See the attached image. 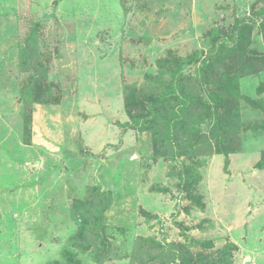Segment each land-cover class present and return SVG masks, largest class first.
Wrapping results in <instances>:
<instances>
[{
    "label": "rangeland",
    "instance_id": "rangeland-1",
    "mask_svg": "<svg viewBox=\"0 0 264 264\" xmlns=\"http://www.w3.org/2000/svg\"><path fill=\"white\" fill-rule=\"evenodd\" d=\"M262 15L0 1V264H264Z\"/></svg>",
    "mask_w": 264,
    "mask_h": 264
},
{
    "label": "trees",
    "instance_id": "trees-1",
    "mask_svg": "<svg viewBox=\"0 0 264 264\" xmlns=\"http://www.w3.org/2000/svg\"><path fill=\"white\" fill-rule=\"evenodd\" d=\"M262 20L264 21V15H262ZM251 22H253L254 23V20H252ZM252 23V24H253ZM237 28H239V27H237ZM162 98H157L156 100H161ZM158 102V101H157ZM182 105H181V107H178V108H176V113H174L173 114V116L171 117V119L168 121V123H170V125L168 126L169 128H168V132H170L171 131V129L175 126V123H177L178 122V120H179V114L183 111V109H184V107H183V102L180 100L179 101ZM155 103H156V101H155ZM135 123H137V122H135ZM231 153H233L232 151L231 152H228V153H226V152H224V155H227V154H231ZM222 154V153H221ZM263 162L264 161H261V163H260V167H262L263 166ZM262 164V165H261ZM105 197V196H104ZM103 197V198H104ZM108 199H109V197H108ZM107 198H106V202H109V200H108ZM85 206H87V208L89 209L90 208V205H86V204H84ZM108 203L106 204V205H102V207L100 208V214L103 212V211H105L106 209H107V207H108ZM100 219L102 220V217L100 216ZM103 221V220H102Z\"/></svg>",
    "mask_w": 264,
    "mask_h": 264
},
{
    "label": "crops",
    "instance_id": "crops-1",
    "mask_svg": "<svg viewBox=\"0 0 264 264\" xmlns=\"http://www.w3.org/2000/svg\"><path fill=\"white\" fill-rule=\"evenodd\" d=\"M1 2L3 1V0H0ZM45 2H47V0H44ZM38 2L40 3L41 2V0H38ZM38 6V5H37ZM59 124V126H60V129L59 130H57V135L56 136H60V135H62V133H63V131L61 130V126H62V129H63V123H58ZM59 126H58V128H59ZM60 130H61V132H60Z\"/></svg>",
    "mask_w": 264,
    "mask_h": 264
},
{
    "label": "built area",
    "instance_id": "built-area-1",
    "mask_svg": "<svg viewBox=\"0 0 264 264\" xmlns=\"http://www.w3.org/2000/svg\"><path fill=\"white\" fill-rule=\"evenodd\" d=\"M246 262H247V260H246ZM248 264V263H247ZM249 264H253V263H249Z\"/></svg>",
    "mask_w": 264,
    "mask_h": 264
}]
</instances>
